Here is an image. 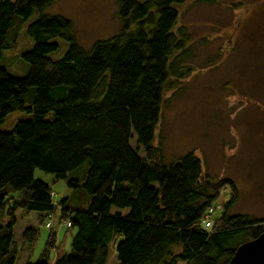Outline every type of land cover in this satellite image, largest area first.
<instances>
[{
	"label": "trees",
	"instance_id": "1",
	"mask_svg": "<svg viewBox=\"0 0 264 264\" xmlns=\"http://www.w3.org/2000/svg\"><path fill=\"white\" fill-rule=\"evenodd\" d=\"M55 1L0 0V58L28 64L21 77L0 66V220L8 217L0 264H17V211L42 222L57 208L59 224L74 230L70 251L49 262L59 243L52 231L40 257L25 264H105L111 242L117 264H228L238 245L264 231V219L231 215L233 184L203 177L193 152L167 164L153 144L172 54L182 47L173 29L185 0H115L120 32L89 50L69 19L47 12ZM84 163L81 179L69 176ZM35 169L83 188L88 206L55 203ZM223 186L233 198L205 230ZM37 235L28 227L21 242L31 247Z\"/></svg>",
	"mask_w": 264,
	"mask_h": 264
},
{
	"label": "rangeland",
	"instance_id": "2",
	"mask_svg": "<svg viewBox=\"0 0 264 264\" xmlns=\"http://www.w3.org/2000/svg\"><path fill=\"white\" fill-rule=\"evenodd\" d=\"M177 10L173 32L182 47L172 54L174 74L169 72L153 144L167 164L193 152L201 162L203 177L233 184L237 194L231 215L262 220L264 0H185ZM47 12L69 19L76 41L86 50L96 41L117 35L121 29L115 0H56ZM0 66L17 77L28 70L27 62L18 56H1ZM130 142L144 158L134 134ZM87 167L84 163L69 176L81 179ZM34 177L50 186L55 203L64 200L69 208L88 206L89 197L83 188L69 187L67 179H55L40 169H35ZM232 198V189L223 186L212 203L213 217H218L224 203ZM16 214L19 221L15 241H20L19 230L23 226L34 224L38 228L30 249L23 245L22 255H29V262L40 257L52 231L59 243L57 249L49 250V262L56 252L70 251L74 230L59 224V208L43 217L42 222L37 214ZM7 220L3 215L0 222L5 224ZM49 220L52 224L46 227ZM20 256L17 264H23ZM105 264H117L113 242L108 246Z\"/></svg>",
	"mask_w": 264,
	"mask_h": 264
},
{
	"label": "water",
	"instance_id": "3",
	"mask_svg": "<svg viewBox=\"0 0 264 264\" xmlns=\"http://www.w3.org/2000/svg\"><path fill=\"white\" fill-rule=\"evenodd\" d=\"M228 264H264V231L238 245Z\"/></svg>",
	"mask_w": 264,
	"mask_h": 264
},
{
	"label": "built area",
	"instance_id": "4",
	"mask_svg": "<svg viewBox=\"0 0 264 264\" xmlns=\"http://www.w3.org/2000/svg\"><path fill=\"white\" fill-rule=\"evenodd\" d=\"M53 194L51 193V196H52ZM54 196V195H53ZM214 211H215V208H213V205H211L208 209H207V211H206V213L204 214V217H203V229H205V230H207V229H209L212 225H213V223H214V220H213V218H212V214L214 213ZM51 222L50 221H48V222H46V224H45V226L46 227H50L51 226ZM60 225H64V226H70V222L69 221H62L61 223H60Z\"/></svg>",
	"mask_w": 264,
	"mask_h": 264
},
{
	"label": "crops",
	"instance_id": "5",
	"mask_svg": "<svg viewBox=\"0 0 264 264\" xmlns=\"http://www.w3.org/2000/svg\"><path fill=\"white\" fill-rule=\"evenodd\" d=\"M14 195H15V193H14ZM17 213V212H16ZM21 213V212H20ZM31 214H36V213H34V212H31V213H29L28 215H31ZM17 215V214H16ZM15 215V216H16ZM28 215H26V216H28ZM17 218V217H16ZM24 218V217H23ZM18 218H17V223H18ZM28 227H32V228H36V226L34 225V224H28V225H25V226H23L19 231V233H20V235H19V237H20V241L19 242H17V241H15V247H17V251H18V256H19V254H21V259H22V261H23V264H25L27 261H28V256L27 257H24V255H22V253L25 251L24 250V246L23 245H25V244H23V242H21V235H22V232L26 229V228H28ZM15 235H16V231H15V228H14V240H15ZM57 241H58V239H57ZM58 243V242H57ZM25 246H28V245H25ZM29 249H30V247H29ZM55 257V256H54ZM54 260V259H53ZM53 260L51 261V263L53 262Z\"/></svg>",
	"mask_w": 264,
	"mask_h": 264
}]
</instances>
